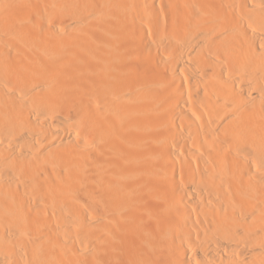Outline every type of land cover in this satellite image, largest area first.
<instances>
[{
	"label": "bare ground",
	"instance_id": "bare-ground-1",
	"mask_svg": "<svg viewBox=\"0 0 264 264\" xmlns=\"http://www.w3.org/2000/svg\"><path fill=\"white\" fill-rule=\"evenodd\" d=\"M0 264H264V0H0Z\"/></svg>",
	"mask_w": 264,
	"mask_h": 264
}]
</instances>
